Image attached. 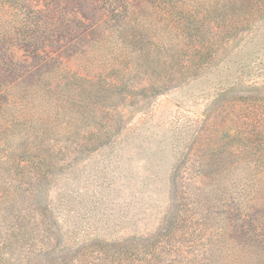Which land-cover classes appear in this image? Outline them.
<instances>
[{"label":"rangeland","instance_id":"1","mask_svg":"<svg viewBox=\"0 0 264 264\" xmlns=\"http://www.w3.org/2000/svg\"><path fill=\"white\" fill-rule=\"evenodd\" d=\"M250 244L264 0L0 6V264H249Z\"/></svg>","mask_w":264,"mask_h":264},{"label":"trees","instance_id":"2","mask_svg":"<svg viewBox=\"0 0 264 264\" xmlns=\"http://www.w3.org/2000/svg\"><path fill=\"white\" fill-rule=\"evenodd\" d=\"M7 1L8 0H0V6L5 5ZM248 250L252 254V257H251L252 261H250L249 264H264V249L263 248L257 247V245L255 244H250L248 246ZM208 264H212V263H208Z\"/></svg>","mask_w":264,"mask_h":264}]
</instances>
